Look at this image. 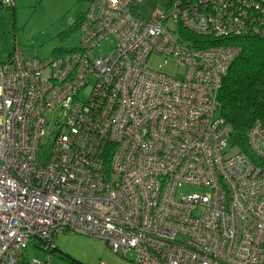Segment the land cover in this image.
<instances>
[{"label":"built area","instance_id":"built-area-1","mask_svg":"<svg viewBox=\"0 0 264 264\" xmlns=\"http://www.w3.org/2000/svg\"><path fill=\"white\" fill-rule=\"evenodd\" d=\"M141 4L91 0L70 53L27 59L15 43L0 61V264L30 239L54 250L62 231L133 252L129 264H264V127L239 152L218 99L239 55L218 39L264 40V0H172L147 18Z\"/></svg>","mask_w":264,"mask_h":264},{"label":"rangeland","instance_id":"rangeland-1","mask_svg":"<svg viewBox=\"0 0 264 264\" xmlns=\"http://www.w3.org/2000/svg\"><path fill=\"white\" fill-rule=\"evenodd\" d=\"M88 1L15 0L14 8L0 6V61H4L11 53L15 43L22 48L27 59L40 61L59 55L58 52L62 50H74L80 40L78 22L89 8ZM170 1L172 0H142L138 7L139 16L147 18L154 8L166 10L167 2ZM166 13H170V8ZM165 27H169L176 37L179 36L172 20ZM115 43L114 37H107L94 49L93 55L108 56ZM164 60L162 56L151 55L147 64L152 70L161 67V71L167 76L183 75L182 67H177L172 62L164 64ZM235 153L237 150L232 148L231 155ZM199 191V188L184 185L177 194L182 196ZM53 247H56L54 252H47L42 244L30 239L23 251L22 260L25 264L31 261L40 264H129L135 259L133 252H126L121 256L113 252L105 241H95L72 231L56 234Z\"/></svg>","mask_w":264,"mask_h":264},{"label":"trees","instance_id":"trees-1","mask_svg":"<svg viewBox=\"0 0 264 264\" xmlns=\"http://www.w3.org/2000/svg\"><path fill=\"white\" fill-rule=\"evenodd\" d=\"M0 6L14 8L15 5L2 6L0 3ZM183 33L187 35V32ZM190 37L203 45L217 40L199 35ZM218 40L223 41L222 43L225 45L235 46L239 49L238 57L232 62L227 74L222 79L218 99L220 114L232 128V145L237 146L239 152L249 154L248 131L255 122L261 123L264 127V40L250 34L230 37V40ZM71 51L56 52L60 55ZM9 55L10 53L7 56ZM54 249L56 250V247ZM55 250L48 249L47 252L52 253ZM64 257L72 261L67 256ZM18 263L25 264L22 257Z\"/></svg>","mask_w":264,"mask_h":264},{"label":"crops","instance_id":"crops-1","mask_svg":"<svg viewBox=\"0 0 264 264\" xmlns=\"http://www.w3.org/2000/svg\"><path fill=\"white\" fill-rule=\"evenodd\" d=\"M89 1H91V0H89ZM89 1H88V2H89ZM15 4H16V2H15V0H13V5H15Z\"/></svg>","mask_w":264,"mask_h":264},{"label":"clouds","instance_id":"clouds-1","mask_svg":"<svg viewBox=\"0 0 264 264\" xmlns=\"http://www.w3.org/2000/svg\"><path fill=\"white\" fill-rule=\"evenodd\" d=\"M55 250V249H54Z\"/></svg>","mask_w":264,"mask_h":264}]
</instances>
